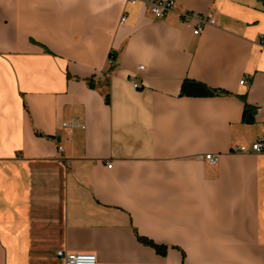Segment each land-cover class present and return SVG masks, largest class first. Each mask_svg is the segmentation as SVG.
I'll use <instances>...</instances> for the list:
<instances>
[{"label":"crops","instance_id":"obj_1","mask_svg":"<svg viewBox=\"0 0 264 264\" xmlns=\"http://www.w3.org/2000/svg\"><path fill=\"white\" fill-rule=\"evenodd\" d=\"M161 1L0 0V264H264V0Z\"/></svg>","mask_w":264,"mask_h":264},{"label":"built area","instance_id":"obj_2","mask_svg":"<svg viewBox=\"0 0 264 264\" xmlns=\"http://www.w3.org/2000/svg\"><path fill=\"white\" fill-rule=\"evenodd\" d=\"M131 2L142 1L149 10V13L157 18H161L168 13L172 12L175 7V3L173 1H161V0H130ZM185 20L191 21L195 20L198 22V26L196 27L194 34L200 35L205 25H213L214 21L211 18L202 17L194 14H186L184 16ZM124 19L122 18L121 22ZM143 70V67L139 68ZM131 82L133 83L134 88L138 87V84L134 82V78H131ZM246 81L242 80L241 85H245ZM66 127H70L67 126ZM235 152L240 154L246 153H255V154H264V137H260L250 149L245 146L237 147L234 149ZM206 160L208 163L215 165L217 164V157L213 155L206 156ZM108 168H112V164L108 165ZM58 258L63 261V264H97V258L94 254L91 253H69L65 250H60L57 252Z\"/></svg>","mask_w":264,"mask_h":264},{"label":"trees","instance_id":"obj_3","mask_svg":"<svg viewBox=\"0 0 264 264\" xmlns=\"http://www.w3.org/2000/svg\"><path fill=\"white\" fill-rule=\"evenodd\" d=\"M112 58V57H111ZM113 60V58H112ZM114 63V60H113ZM217 91H213L208 89L205 85L192 82V81H186L182 87V95L187 96H209L215 94ZM107 102H109V97H106ZM252 109L251 107L246 103L245 104V111H244V120L247 121V119L251 116ZM140 241L146 245H149L153 247L156 252L162 256L166 255V248L160 247L158 245H155L151 241L140 238Z\"/></svg>","mask_w":264,"mask_h":264},{"label":"bare ground","instance_id":"obj_4","mask_svg":"<svg viewBox=\"0 0 264 264\" xmlns=\"http://www.w3.org/2000/svg\"><path fill=\"white\" fill-rule=\"evenodd\" d=\"M165 16H166V15H165ZM110 64H113V60H112V58H111V57H110ZM245 81H246V80H245ZM136 84H137V83H136ZM138 88H139V84H138V87H137V88H135V89H138ZM261 137H264V136H261ZM259 138H260V137H259ZM259 138H258V139H259ZM258 139H257V140H258ZM60 150H62V149L60 148Z\"/></svg>","mask_w":264,"mask_h":264}]
</instances>
